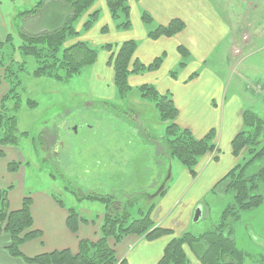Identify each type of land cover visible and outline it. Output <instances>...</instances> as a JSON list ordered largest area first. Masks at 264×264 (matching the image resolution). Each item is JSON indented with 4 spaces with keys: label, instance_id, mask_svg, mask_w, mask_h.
<instances>
[{
    "label": "crops",
    "instance_id": "0c3cea01",
    "mask_svg": "<svg viewBox=\"0 0 264 264\" xmlns=\"http://www.w3.org/2000/svg\"><path fill=\"white\" fill-rule=\"evenodd\" d=\"M94 7L99 11L98 22L90 31L81 33L74 42H86L92 48L98 49L104 45L117 46L127 41H134L136 49L133 62L136 61L144 67H149L156 60H160L156 69L128 78V93L130 90L135 89L142 100L137 104H143L144 102L153 105L157 111L153 103L142 98L140 88L150 87L157 95L166 96L171 100L176 111L174 124L179 129L188 131L195 139H202L209 132L214 133L213 143L216 155L213 159H211L210 154L203 156L198 161L194 177L183 167L173 174L174 160L169 159L164 146L165 131L160 141L153 143L148 187L159 188L169 168L170 178L165 184V187H168L165 195L160 197L161 199L156 205L154 203L155 208L151 218L156 226L171 231L170 235L153 242H147L133 235L127 236L119 244L109 241V246L114 250L118 260H126L127 264H157L167 243L184 232H188L193 222L197 224V221L195 222L193 218L199 207L201 210L199 219L208 217V210H205V207L201 204L202 199L207 195L217 198L227 196L221 189L213 190L217 183L240 162L241 158H235L233 155L232 142L244 128L243 114L247 111L254 112L246 110V96L242 92V85L233 81L228 74L234 46L231 19L223 16L219 8L209 0H130L129 19L132 26L127 31H116L113 28L105 0H96ZM46 8H56L60 12L53 14L44 23L43 28L37 32L31 30L36 18ZM142 12L147 13L151 18V23L147 26L141 22ZM66 14L67 10L60 2L46 1L43 9L37 12L36 15L20 17L23 33L40 34L53 29ZM85 19L86 17L80 19L77 25L78 32ZM28 21L33 24L26 25ZM172 21H178L183 25L180 33L171 38H148L149 32L157 27L167 26ZM2 27L6 28L3 19ZM103 27L107 28L108 31L102 33ZM8 36L11 35L5 32V37L0 40V46H4ZM180 49L184 51L185 55L179 52ZM110 57L111 53L109 51L100 50L95 62L86 67L91 69L93 85H96L101 91L106 90V88L110 90V93L107 91V94H110L107 98L114 100V75L109 65ZM17 63L20 62L17 61ZM223 71L226 72V75ZM257 85H260L264 91L263 81ZM253 86L247 87L246 85L244 91L258 97L259 94L255 92ZM95 92L97 96L102 95L97 89ZM3 93L4 90H1L0 96ZM88 104L86 105L88 109H92L93 102L90 103L91 106ZM65 113L66 111L63 115ZM133 114L135 115V112ZM157 114L158 120L161 122L158 111ZM33 115L34 113L30 115V118ZM66 115L70 116L69 109ZM53 117L54 115L48 117L49 119L44 120L39 125L46 124ZM55 118L51 127L45 128L55 131L57 139L60 140L59 135L62 128L64 129V123L57 124ZM34 123L36 121L32 124ZM161 123L165 124L166 128V123ZM44 151L49 153V148ZM54 151L55 149L46 158L50 160L51 157H56L58 153ZM131 159L133 163L136 160L135 149ZM26 160L28 158L20 145L18 147L0 148V189L14 185L15 188L8 194L11 211L18 210L25 196L30 195L33 230L40 232L41 236L27 241L21 246L20 258L9 254L7 249L10 245V238L5 234H0V264H27L24 259L56 251H69L76 254L80 240L95 242L98 238V224L95 223L98 221L97 219L93 223L91 221L93 219L82 218L84 222L78 226L76 233H72L66 225L67 208L60 207L56 203V196L53 192L45 190L34 193L25 192L23 171H21V176H18L20 172L9 173L8 163H24ZM49 163L55 165L53 161H49ZM88 195L116 197L113 196V193H101L94 185H90L87 186V192L79 196L75 195L73 198L77 202V199ZM131 196L135 195L131 194ZM129 198L130 195L127 193L116 197L115 202L121 208V206L124 207V202ZM147 198L149 205L146 211L151 208L153 199L156 197L147 196ZM78 206L80 205L78 204ZM68 209L82 212L79 208L72 207ZM139 210H145V208ZM187 255L190 264H199L189 251H187Z\"/></svg>",
    "mask_w": 264,
    "mask_h": 264
},
{
    "label": "rangeland",
    "instance_id": "374dc122",
    "mask_svg": "<svg viewBox=\"0 0 264 264\" xmlns=\"http://www.w3.org/2000/svg\"><path fill=\"white\" fill-rule=\"evenodd\" d=\"M38 1L0 0V40L5 37V32L11 35L10 45H4L1 48L2 61L6 67H10V71L16 74L18 79L17 86L16 80L11 78L15 94L12 95V100L6 97L3 104L1 101L7 95L9 86L6 83L9 81L0 83V91L4 90L0 96V109H3L8 117L16 120L17 130L11 134L7 129L10 125H7L5 131L0 132V140L7 135L6 141L9 143H0V148L20 145L28 158L24 163H8V172L12 174L20 172L18 176H21L23 171L26 193L44 190L53 192L56 203L60 207L67 208V219L70 210L78 214L72 219L78 222V226L84 222L82 218L93 219L91 220L93 223L97 219L95 223L98 224L99 230L106 213L114 211L111 206L107 207L101 201L85 197L77 199L76 202L73 197L87 192V186L90 185H94L101 193H113L116 197L128 193L130 198L124 202V207L121 206L119 213H122L128 205L130 218H138L139 209L145 208L141 210L143 212L147 210L149 205L147 196L153 197L159 189L148 187L152 161L151 148L153 143L159 142L164 136L165 124L159 122L153 105L144 102L137 104L142 100L135 89L124 96L117 93L115 89V99H108L110 94H107V91L109 93L111 91L107 88L101 91L93 85L90 68H83L79 74L68 81L36 78L33 75L36 68L34 59L21 55L18 47L22 44L21 35L23 34L20 13L32 9ZM209 1L219 8L223 16L231 19L234 46L229 77L231 76L233 81L242 85V92L246 96V110L253 111L264 122L262 97L264 91L260 85H257L259 82H264V0ZM94 10L96 11L93 6L91 11ZM59 12L60 10L56 8H46L36 18L34 25L29 21L26 25H32L31 30L37 32L53 14ZM2 19L6 28L2 27ZM115 30L119 31V29ZM244 36L245 39H243ZM235 51H239L238 54H235ZM12 58L14 62H25V65L21 67L23 70L19 71L20 67H15ZM11 63L13 65H10ZM6 67H0V79L4 76ZM223 72L226 75V72ZM13 77L15 78V75ZM246 85L247 87L254 85L253 89L260 97L245 92ZM96 89L102 95L97 96ZM92 102V109H88L86 105L89 103L88 105L91 106ZM17 103L20 105L19 109H16ZM68 109L70 116L66 115ZM64 111L66 116L63 115ZM32 113L34 115L30 118ZM53 115L56 117L57 124L64 123V129L62 128L59 135L60 140L57 139L55 131L45 128L51 127L54 117L46 124L39 125ZM35 121L36 123L32 124ZM210 142H214V136ZM42 147L44 150L49 148V153ZM53 149L58 154L49 160L46 156L49 157L48 154H51ZM134 149L136 160L133 163L131 157ZM127 150L130 152L128 153ZM213 152L214 156L211 159L216 155V151L213 150L211 153ZM238 158L240 159L241 156ZM49 161H53L55 165H51ZM182 167L178 161L174 160L173 174ZM253 172L254 169L248 171L250 174ZM14 188L12 185L0 189L4 193L1 199L6 200L9 210L8 194ZM25 198L31 201L30 195H26ZM159 199H161L159 196L154 198L152 204L156 205ZM231 201V195L222 198L207 195L202 199L201 204L205 210H208V217L200 218L197 224L193 222L188 232L201 235L209 231L220 221L222 211ZM72 207L79 208L82 212L68 209ZM113 207L117 209L119 205L114 201ZM233 229L235 246L245 255L243 264H264V203L252 211L240 214L239 220L233 224ZM0 234L9 236L3 232ZM110 240L113 241L109 239L108 244ZM24 243L19 246L20 254V248ZM7 250L13 256L9 248Z\"/></svg>",
    "mask_w": 264,
    "mask_h": 264
},
{
    "label": "trees",
    "instance_id": "16d2710c",
    "mask_svg": "<svg viewBox=\"0 0 264 264\" xmlns=\"http://www.w3.org/2000/svg\"><path fill=\"white\" fill-rule=\"evenodd\" d=\"M46 1L60 2L62 6H65L67 14L53 29L36 35L27 33L21 35L22 44L18 50L24 57L34 59L36 68L33 75L36 78H51L59 82L68 81L79 74L81 68L92 65L100 50H107L111 53L109 65L113 70L114 87L117 93L124 96L129 91L127 80L130 76L139 75L159 66L160 60H156L149 67H144L136 61L133 62L136 49L134 41H127L117 46L104 45L98 49L92 48L86 42H74L81 33L90 31L98 22L99 11H91L96 0H40L32 10L20 13V17L36 15L43 9ZM127 2L128 0H105L113 27L119 31H127L132 26ZM84 17L86 19L78 32L77 25ZM140 19L145 26L151 23L150 16L145 12L141 13ZM182 29L183 25L180 22L172 21L167 26L157 27L147 36L150 39L171 38L180 33ZM107 31L106 28L101 30L102 33ZM10 42L11 37L8 36L4 45H10ZM2 47L3 45L0 46V67H6L2 61ZM179 52L184 54L181 49ZM13 63L15 67H20L19 71L23 70L21 67L25 65V62L17 63L13 60ZM16 77V74L10 71V67H6L0 83L9 81L6 83L9 89L1 101L2 104L6 97L12 100V95L15 94L12 79L16 80L18 86ZM140 91L143 99L154 104L160 121L166 123L164 146L167 156L169 159L178 161L194 177L198 161L215 149L214 143L210 142L214 133L209 132L202 139H195L188 131L181 130L174 124L176 111L170 99L157 95L150 87H142ZM19 108L20 105L17 103L16 109ZM7 125H10L7 129L11 134L17 131L16 120L8 117V114L0 109V132H4ZM243 125V130L232 142L233 155L235 158L241 156L240 162L217 183L213 190L221 189L224 194L231 195L232 198V201L222 211L220 221L201 235L184 232L170 240L164 247L162 257L157 264H190L187 251L199 264H243L245 255L235 246L233 224L239 220L240 214L252 211L264 203V122L256 114L247 111L243 114ZM6 138L7 135L2 137L0 143L9 144ZM251 169H254L252 174L248 173ZM167 189L168 187H164L159 197L164 196ZM2 194L4 193L0 191V233L3 232L10 236L9 251L13 256L20 257L19 246L41 235L40 232L32 229L29 198L23 199L19 210L11 211L7 207L6 200L1 199ZM85 198L101 201L114 210L106 213L104 222L99 227L97 241L80 240L76 254L69 251H56L24 259L25 263L127 264L126 260L116 258L114 250L108 244L109 239L118 244L127 236L133 235L143 237L147 242H153L171 233L169 230L155 226L152 221L151 214L155 208L154 204H151L147 212H138V218L131 219L128 205L122 213H119L121 208L114 209L116 197L88 195ZM77 215L72 210L68 215L66 224L72 233L78 229V222L72 221Z\"/></svg>",
    "mask_w": 264,
    "mask_h": 264
},
{
    "label": "water",
    "instance_id": "95a60500",
    "mask_svg": "<svg viewBox=\"0 0 264 264\" xmlns=\"http://www.w3.org/2000/svg\"><path fill=\"white\" fill-rule=\"evenodd\" d=\"M170 178V168L168 169V172H167V175H166V178L164 179L163 183H161L159 185V189L155 192V194L153 195V197L151 198H154V197H158L160 192L164 189L165 187V184L166 182L169 180ZM200 214H201V210L200 208H198L196 211H195V215H194V221H198L199 220V217H200Z\"/></svg>",
    "mask_w": 264,
    "mask_h": 264
},
{
    "label": "built area",
    "instance_id": "2783aa9c",
    "mask_svg": "<svg viewBox=\"0 0 264 264\" xmlns=\"http://www.w3.org/2000/svg\"><path fill=\"white\" fill-rule=\"evenodd\" d=\"M243 39H245V36L243 37ZM238 52H239V51H235L234 53H235V54H238ZM262 97H263V99H264V94H263V96H262ZM210 156H211V158H212V157L214 156V152H213V153H211V154H210Z\"/></svg>",
    "mask_w": 264,
    "mask_h": 264
},
{
    "label": "flooded vegetation",
    "instance_id": "af4514ba",
    "mask_svg": "<svg viewBox=\"0 0 264 264\" xmlns=\"http://www.w3.org/2000/svg\"><path fill=\"white\" fill-rule=\"evenodd\" d=\"M63 124V123H62Z\"/></svg>",
    "mask_w": 264,
    "mask_h": 264
}]
</instances>
